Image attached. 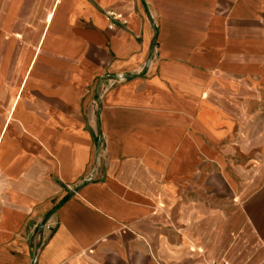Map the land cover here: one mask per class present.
<instances>
[{
  "label": "crops",
  "instance_id": "1",
  "mask_svg": "<svg viewBox=\"0 0 264 264\" xmlns=\"http://www.w3.org/2000/svg\"><path fill=\"white\" fill-rule=\"evenodd\" d=\"M211 261L264 264V0H0V264Z\"/></svg>",
  "mask_w": 264,
  "mask_h": 264
},
{
  "label": "built area",
  "instance_id": "2",
  "mask_svg": "<svg viewBox=\"0 0 264 264\" xmlns=\"http://www.w3.org/2000/svg\"><path fill=\"white\" fill-rule=\"evenodd\" d=\"M107 16H108L110 19H114V18H115V15H114L113 12H108V13H107ZM123 24H126V22H124ZM114 26H115V24H111V25H110V28H113ZM91 180H93V178H91L90 181H91ZM209 264H218V263H216L215 261H211V262H209Z\"/></svg>",
  "mask_w": 264,
  "mask_h": 264
}]
</instances>
